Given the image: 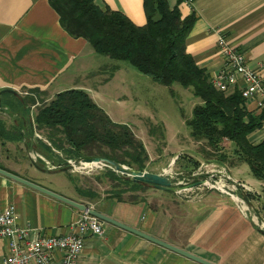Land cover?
Wrapping results in <instances>:
<instances>
[{"label": "crops", "instance_id": "crops-1", "mask_svg": "<svg viewBox=\"0 0 264 264\" xmlns=\"http://www.w3.org/2000/svg\"><path fill=\"white\" fill-rule=\"evenodd\" d=\"M166 1L169 7H178L181 18L195 14L185 40L186 52L209 78L223 64L217 48L218 35L241 51L250 67L264 74V0ZM94 2L100 8L120 12L136 26L146 23L143 0ZM94 54L84 38H74L62 28L48 0H0V90L27 94L36 88L44 95H55L82 89L106 112V101L97 91L99 83L89 85L84 80L92 74L90 58H95ZM10 98L9 93L0 95V120L7 130L16 129L20 136L18 140L0 138V169L88 205L210 263L264 264V227L242 213L232 198L222 196L200 210L196 202L177 199L173 195L177 192L155 187L135 202L106 198L90 203L73 195L71 188L66 189L56 178L58 173L67 175L70 166L65 165V160L55 162L42 154L41 145L50 142L45 131L35 129V105H23L11 113L4 104ZM245 107L258 114L255 98L245 100ZM262 140L264 122L250 136L253 143ZM230 170L231 167L228 174L232 180L245 184L248 193L259 195L264 189L261 181L246 182L234 177ZM8 205L15 208L17 225L31 229V235L65 234L80 212L0 173V211ZM102 228L101 235L87 237L77 264H202L111 223L102 221ZM8 251L9 240L0 239V264Z\"/></svg>", "mask_w": 264, "mask_h": 264}, {"label": "trees", "instance_id": "trees-1", "mask_svg": "<svg viewBox=\"0 0 264 264\" xmlns=\"http://www.w3.org/2000/svg\"><path fill=\"white\" fill-rule=\"evenodd\" d=\"M48 2L57 13L62 28L74 38H84L96 54L127 62L167 88L178 84L190 89L200 102L184 120L190 137L206 142L207 151L201 150V153L207 152L206 162L230 160L231 166L246 163L254 177L264 184V140L250 141V136L263 125L264 112H249L239 90H216L205 70L186 52L185 40L196 19L193 12L181 18L178 7H169L166 0H143L146 23L136 26L120 12L100 8L94 0ZM112 68L114 72L118 66ZM4 93L17 97L4 102L11 113L23 105H37V98L42 94L36 88L29 89L22 98L15 92L0 90V95ZM38 104L33 121L35 129L45 131L50 142V145H41L46 157L56 149L63 151L67 158L94 155L137 170L145 169L148 154L143 142L128 125L114 122L86 91L65 90L55 94L49 102ZM18 136V130H7L0 120L1 139L15 137L18 140ZM224 140L231 144L233 159L224 151ZM106 171L112 180L124 186L115 195L118 201L126 199L122 196L126 192L152 186L135 183L110 168ZM89 194L95 196L91 191L87 196ZM247 196L250 201L256 198L251 193ZM139 198L127 200L135 202Z\"/></svg>", "mask_w": 264, "mask_h": 264}, {"label": "rangeland", "instance_id": "rangeland-1", "mask_svg": "<svg viewBox=\"0 0 264 264\" xmlns=\"http://www.w3.org/2000/svg\"><path fill=\"white\" fill-rule=\"evenodd\" d=\"M94 55L95 58H90L92 74L84 80L89 85L99 83L100 87L97 91L106 101V113L113 121L128 125L136 137L143 142L148 154V161L143 171L165 173L170 177L173 186H186L199 180H206L211 186L201 185L173 195L180 200L196 202L200 210L222 196L231 199V195H234L249 217L262 227L263 221L259 219L258 214L264 218V190H261L258 196L255 194L256 198L250 201L252 203L250 205L243 198L240 187L227 177L228 168L231 167L230 173L234 177L250 183L258 182L248 165L240 163L231 166L230 160L224 163H219L216 159L206 162L207 152L201 153L203 149L207 151L206 142H197L190 137L184 119L191 115L195 104L200 102L199 98L195 97L190 89L178 84L167 88L154 82L127 62L116 61L99 54ZM114 65H118V68L113 72ZM108 78L111 79L104 82ZM26 95L18 94L21 98ZM53 97L54 95L41 94L37 98V105L42 102L47 103ZM10 99L12 101L17 97L12 95ZM37 105L34 110L37 109ZM21 113L19 111V114ZM150 121L152 123L148 124ZM223 146L229 158L233 159L231 144L224 140ZM43 152L42 149V154ZM210 156L215 157L214 154ZM47 157L55 162L60 160L64 162L68 156L63 151L56 153L53 150V153L47 154ZM36 158L39 160L37 156ZM71 159L75 164L67 168L68 176L62 172L58 173L56 178L63 182L66 189L71 188L70 193L80 195L82 200L94 203L106 198H115L119 189L124 187L123 184L116 183L110 178L106 171L107 166L90 162L81 163L77 162V159ZM152 190L153 186H145L126 192L122 196L126 199L140 197ZM90 191L94 193V197H90V194L87 196ZM244 193L248 195L247 191Z\"/></svg>", "mask_w": 264, "mask_h": 264}, {"label": "built area", "instance_id": "built-area-1", "mask_svg": "<svg viewBox=\"0 0 264 264\" xmlns=\"http://www.w3.org/2000/svg\"><path fill=\"white\" fill-rule=\"evenodd\" d=\"M186 1L190 3L193 0ZM217 48L223 57V64L217 74L210 78L213 87L224 92H229L230 89L239 90L244 100L256 99L258 113L264 112V74L250 67L245 55L223 35H218ZM65 163L71 167L75 161L69 158ZM227 177L232 180L230 175ZM208 183L204 180L201 185L209 186ZM234 184L241 191L249 190L245 184ZM231 197L239 205L238 198L235 199L234 195ZM239 207L246 214L245 208L240 205ZM68 228L69 231L62 235H46L40 232L31 235V229L17 225L14 206H6L0 211V239L9 240V251L1 264H77L87 237L102 234V221L87 210L80 211Z\"/></svg>", "mask_w": 264, "mask_h": 264}, {"label": "water", "instance_id": "water-1", "mask_svg": "<svg viewBox=\"0 0 264 264\" xmlns=\"http://www.w3.org/2000/svg\"><path fill=\"white\" fill-rule=\"evenodd\" d=\"M2 91H7V92H14L12 90H2ZM0 106H1V103H0ZM77 162H90V163H94V164H101V165H104V166H107L108 168L112 169L113 171H115L116 173H119L121 175H124L126 176L128 179L132 180L133 182L135 183H144V184H149V185H152L153 187H155L156 189H159V190H163V191H168V192H180L182 190H185V189H190V188H193V187H196L198 185H201V184H204V180H199L195 183H192V184H189V185H186V186H173L172 184V181L170 179V177L168 175H166L165 173H154V172H148V171H141V170H137L133 167H130V166H127V165H124V164H121V163H118V162H115L113 160H110V159H107V158H104V157H100V156H94V155H86V156H82L80 158L77 159ZM0 173L7 176V177H10L14 180H17L21 183H24L25 185L29 186V187H32L42 193H45L51 197H54L64 203H67L77 209H79L80 211H85L87 210L91 215L97 217L98 219H100L101 221H104V222H108V223H111L113 225H116L122 229H125L127 231H130L134 234H137L149 241H152L154 243H157L165 248H168L178 254H181L185 257H188L194 261H197L199 263H202V264H213V263H210L204 259H201L195 255H192L191 253L187 252V251H184L183 249H180L176 246H173L171 244H168L162 240H159V239H156L148 234H145L137 229H134V228H131L115 219H112L96 210H94L93 208H90L88 205H85V204H82V203H78V202H75L67 197H64L54 191H51V190H48L38 184H35L33 182H30L28 180H25V179H22L10 172H7L5 170H2L0 169ZM242 195H243V198L247 201L248 204H252L250 202V200L248 199L246 193H244V191H242ZM258 217L261 221H264V218L258 214Z\"/></svg>", "mask_w": 264, "mask_h": 264}, {"label": "bare ground", "instance_id": "bare-ground-1", "mask_svg": "<svg viewBox=\"0 0 264 264\" xmlns=\"http://www.w3.org/2000/svg\"><path fill=\"white\" fill-rule=\"evenodd\" d=\"M208 185L211 186L210 183H208ZM234 198L237 199V197H234ZM262 223H263V227H264V221Z\"/></svg>", "mask_w": 264, "mask_h": 264}]
</instances>
